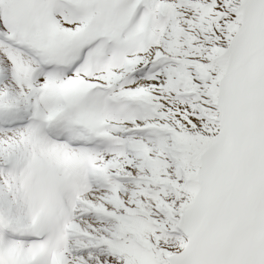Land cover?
Segmentation results:
<instances>
[{
	"label": "snow or ice",
	"instance_id": "obj_1",
	"mask_svg": "<svg viewBox=\"0 0 264 264\" xmlns=\"http://www.w3.org/2000/svg\"><path fill=\"white\" fill-rule=\"evenodd\" d=\"M0 264H264V0H0Z\"/></svg>",
	"mask_w": 264,
	"mask_h": 264
}]
</instances>
